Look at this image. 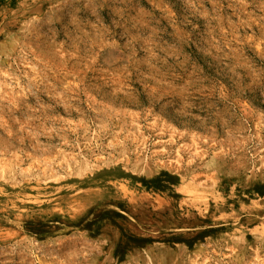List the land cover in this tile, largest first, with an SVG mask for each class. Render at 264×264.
Wrapping results in <instances>:
<instances>
[{"label":"rangeland","instance_id":"rangeland-1","mask_svg":"<svg viewBox=\"0 0 264 264\" xmlns=\"http://www.w3.org/2000/svg\"><path fill=\"white\" fill-rule=\"evenodd\" d=\"M0 264H264V0H0Z\"/></svg>","mask_w":264,"mask_h":264}]
</instances>
